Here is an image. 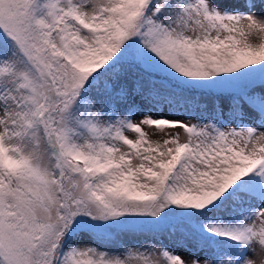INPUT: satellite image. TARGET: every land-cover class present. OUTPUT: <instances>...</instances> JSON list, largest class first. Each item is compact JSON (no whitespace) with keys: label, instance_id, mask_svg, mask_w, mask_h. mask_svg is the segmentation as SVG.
Here are the masks:
<instances>
[{"label":"snow or ice","instance_id":"snow-or-ice-1","mask_svg":"<svg viewBox=\"0 0 264 264\" xmlns=\"http://www.w3.org/2000/svg\"><path fill=\"white\" fill-rule=\"evenodd\" d=\"M0 264H264V0H0Z\"/></svg>","mask_w":264,"mask_h":264},{"label":"rangeland","instance_id":"rangeland-1","mask_svg":"<svg viewBox=\"0 0 264 264\" xmlns=\"http://www.w3.org/2000/svg\"><path fill=\"white\" fill-rule=\"evenodd\" d=\"M145 131L148 133V135L152 138V139H155L156 136L155 134H153L151 131H149V128L148 127H145ZM258 261H259V257H257Z\"/></svg>","mask_w":264,"mask_h":264},{"label":"trees","instance_id":"trees-1","mask_svg":"<svg viewBox=\"0 0 264 264\" xmlns=\"http://www.w3.org/2000/svg\"><path fill=\"white\" fill-rule=\"evenodd\" d=\"M150 137V136H149ZM151 138V137H150Z\"/></svg>","mask_w":264,"mask_h":264}]
</instances>
